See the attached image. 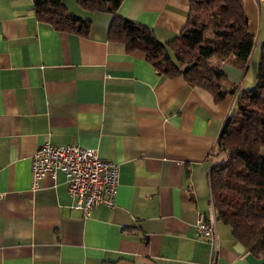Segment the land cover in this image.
<instances>
[{"label": "crops", "instance_id": "0c3cea01", "mask_svg": "<svg viewBox=\"0 0 264 264\" xmlns=\"http://www.w3.org/2000/svg\"><path fill=\"white\" fill-rule=\"evenodd\" d=\"M241 2L254 49L247 61L210 59L224 74L216 100L110 37L118 15L169 41L188 21V0H123L115 12L64 0L91 21L85 34L38 20L34 0H0V264H264L235 249L217 213L218 249L196 234L211 214L212 169L228 158L225 122L257 81L264 0ZM47 140L119 163L115 207L72 210L62 172L34 188L33 156Z\"/></svg>", "mask_w": 264, "mask_h": 264}, {"label": "trees", "instance_id": "16d2710c", "mask_svg": "<svg viewBox=\"0 0 264 264\" xmlns=\"http://www.w3.org/2000/svg\"><path fill=\"white\" fill-rule=\"evenodd\" d=\"M123 0H77L91 12H115ZM191 13L183 30L160 41L148 27L116 15L110 37L124 42L128 51L141 50L166 76H183L190 85L224 97L217 82L223 71L213 56L235 55L247 61L255 44L241 0H188ZM38 20L57 29L87 33L91 21L67 8L64 0H34ZM205 13L207 20L201 18ZM208 29L211 31L207 32ZM240 113L230 115L219 139L227 160L211 172L213 203L218 219L233 235L264 260V43L254 87L238 98Z\"/></svg>", "mask_w": 264, "mask_h": 264}, {"label": "built area", "instance_id": "2783aa9c", "mask_svg": "<svg viewBox=\"0 0 264 264\" xmlns=\"http://www.w3.org/2000/svg\"><path fill=\"white\" fill-rule=\"evenodd\" d=\"M59 172L65 175L67 191L74 198L71 209L80 211L83 217H89L98 206L115 207L120 187V165L102 158L98 149L45 141L33 156V187L38 188L46 177L55 181ZM211 199V214L199 216L196 234L199 239H209L218 249L213 196Z\"/></svg>", "mask_w": 264, "mask_h": 264}, {"label": "rangeland", "instance_id": "374dc122", "mask_svg": "<svg viewBox=\"0 0 264 264\" xmlns=\"http://www.w3.org/2000/svg\"><path fill=\"white\" fill-rule=\"evenodd\" d=\"M65 2L68 4V6L70 7V9L75 7V4H76L75 3V0H65ZM71 10L75 11L74 9H71ZM201 18H204L205 20H207L206 14L203 13V11L201 13ZM209 31H211V29H208L207 30V32H209ZM240 112H237V113H240Z\"/></svg>", "mask_w": 264, "mask_h": 264}, {"label": "water", "instance_id": "95a60500", "mask_svg": "<svg viewBox=\"0 0 264 264\" xmlns=\"http://www.w3.org/2000/svg\"><path fill=\"white\" fill-rule=\"evenodd\" d=\"M235 249L238 252H243L245 250V246L241 242H237V244L235 245Z\"/></svg>", "mask_w": 264, "mask_h": 264}]
</instances>
